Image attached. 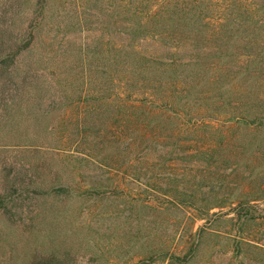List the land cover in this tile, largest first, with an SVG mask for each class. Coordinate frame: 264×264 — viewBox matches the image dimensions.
<instances>
[{"label":"rangeland","instance_id":"374dc122","mask_svg":"<svg viewBox=\"0 0 264 264\" xmlns=\"http://www.w3.org/2000/svg\"><path fill=\"white\" fill-rule=\"evenodd\" d=\"M118 1L0 0V264H264V0Z\"/></svg>","mask_w":264,"mask_h":264},{"label":"trees","instance_id":"16d2710c","mask_svg":"<svg viewBox=\"0 0 264 264\" xmlns=\"http://www.w3.org/2000/svg\"><path fill=\"white\" fill-rule=\"evenodd\" d=\"M124 1H125V4H123ZM129 1H130V4L133 2L134 3L137 2L136 4H134V7H135L134 9H131L132 7H129ZM144 1L145 0H127V1L119 0L117 2V5L114 6V10L116 8L119 9L117 10L118 14L113 18L114 22L117 23L118 19H120L119 15L122 16L123 14H125L131 9V11L129 12L130 17L128 16L123 17V19L127 21L128 23L129 21L134 22V26L135 25L139 26V27H136V30H133L134 33H136L137 31L139 36L142 35L141 33H144L141 29L148 26V24H145V23H149L153 20H157L159 22H167L166 23L167 25L168 23L169 24L173 23L174 25L176 24V26L174 25L172 26V24H170V27H169L170 29H174L173 30L174 32L180 30L181 27L190 28L192 26H195L194 23H196L195 21L196 19H199V21L201 20L202 21L201 25L203 24L206 28L209 27V25L211 26L215 24L218 28V31H221V28L223 26H228V24L226 23L227 20L226 18H224L223 15L215 16L218 12L211 13L207 8H201V4L199 5L192 4L191 2H189L190 0H185L184 2L182 1L174 9L170 7L162 8L161 0H159L158 6L156 4L149 5L148 3L145 6ZM126 3L128 5H126ZM215 4L219 5L220 3H215V2L211 3L213 11L216 9ZM226 7H229V6H226L225 3H222L220 10L225 11ZM238 9L239 8H235L234 12L238 11ZM220 13L222 14V12ZM210 21H212V23H210ZM129 24L131 25V23ZM228 29L229 28H227L226 30ZM1 49L2 51L8 52V49H10V47L5 46V48H1ZM128 55L132 58V61L133 60L136 61L138 67H142L145 70L147 68L150 69L151 66L157 65L159 67H162L163 71L166 72L167 68H171L173 70L176 67L186 66V65L189 66V64H192L191 59L182 61L179 59L177 60V58L170 57L167 60L166 59L162 60L161 58L159 59V58H152V57L144 56L142 55L141 52L137 50H132V54L128 53Z\"/></svg>","mask_w":264,"mask_h":264}]
</instances>
